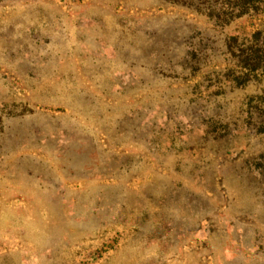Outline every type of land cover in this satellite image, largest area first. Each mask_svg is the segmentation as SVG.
<instances>
[{"label": "rangeland", "instance_id": "obj_1", "mask_svg": "<svg viewBox=\"0 0 264 264\" xmlns=\"http://www.w3.org/2000/svg\"><path fill=\"white\" fill-rule=\"evenodd\" d=\"M0 33V264H264L258 88L203 81L221 31L162 0H18Z\"/></svg>", "mask_w": 264, "mask_h": 264}, {"label": "trees", "instance_id": "obj_2", "mask_svg": "<svg viewBox=\"0 0 264 264\" xmlns=\"http://www.w3.org/2000/svg\"><path fill=\"white\" fill-rule=\"evenodd\" d=\"M17 1L0 0V7ZM155 1L157 0H153ZM162 2L169 8L184 9L195 16L205 18L213 28L223 33L225 51L222 55L228 66L223 74L205 76L203 81L206 83V89L217 87L210 96L218 97L225 95L226 88L242 90L248 88L250 84L255 85L258 91L246 96L242 101L241 124L264 139V0H162ZM256 20L261 23L252 32L244 33L239 31V28L228 30L236 23L240 26H252ZM5 36L4 33H0L1 39ZM199 38L197 43L194 39L188 43L191 51L186 68H189L192 76L205 67V64L201 63L202 58L198 56L204 38ZM171 43L177 45L179 38L177 40L174 38ZM8 113L17 115L12 110ZM226 119L210 121L224 135H228L231 124Z\"/></svg>", "mask_w": 264, "mask_h": 264}]
</instances>
